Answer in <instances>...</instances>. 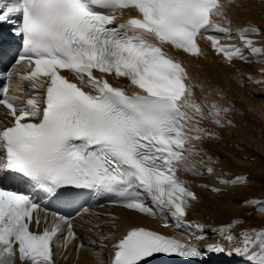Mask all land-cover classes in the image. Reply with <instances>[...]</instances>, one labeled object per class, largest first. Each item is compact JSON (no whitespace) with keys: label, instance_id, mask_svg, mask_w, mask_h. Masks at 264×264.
I'll return each instance as SVG.
<instances>
[{"label":"snow or ice","instance_id":"6c2138e0","mask_svg":"<svg viewBox=\"0 0 264 264\" xmlns=\"http://www.w3.org/2000/svg\"><path fill=\"white\" fill-rule=\"evenodd\" d=\"M225 8L224 0H0V24L10 23L13 34L22 39L16 64L29 69L23 75H0L8 81L0 86V106L12 118L11 126L0 129V171L18 173L48 194L67 187L88 189L128 210L170 216L177 228H192L185 217L196 196L177 171L205 174L197 168L204 161L194 158L203 154L200 142L215 133L200 123L211 120L223 127L221 113L228 109L213 104L205 113L192 100L185 69L163 46L199 56L203 53L197 37L202 36L225 61L248 56L264 60V48L248 38L259 34L257 27L235 30L239 45L220 43L234 32ZM122 9L137 15L117 24L115 13ZM109 75L127 79L137 91L129 94L113 86L105 78ZM13 79L27 82L35 94L24 100L9 95ZM212 172L206 169V174ZM218 182L246 181L238 176ZM245 203L261 205L258 200ZM38 211L44 213L46 226L33 232V221L37 228L41 225V217H33ZM256 211L264 214V206ZM48 215L31 196L0 190V264H15L17 256L21 264H54V247L68 248L79 239L71 217L52 212L48 220ZM238 222L218 229L229 245H236L226 254L264 264V230L242 231L237 241L229 230ZM98 238L102 250L108 236ZM84 246L81 242L77 250ZM206 251L225 250L209 244ZM157 254L199 258L203 250L131 227L112 246L110 264H149Z\"/></svg>","mask_w":264,"mask_h":264},{"label":"bare ground","instance_id":"6f19581e","mask_svg":"<svg viewBox=\"0 0 264 264\" xmlns=\"http://www.w3.org/2000/svg\"><path fill=\"white\" fill-rule=\"evenodd\" d=\"M224 2L226 4V8H225L226 16L230 20V24L232 25L231 28L234 30V32H233V38L223 39V40H228V42L230 43L236 41L239 45L240 41L238 40V38L235 37V30H237V26L240 27L239 29L243 27H252V26L257 27L258 20L256 19H257V13H258V2H261V0H233L232 3H228V0H224ZM130 13H131L130 9H122L118 11L117 13H115V15L117 16V21L119 23L125 22L129 18ZM213 19L215 22L222 24L220 20L216 18H213ZM252 37H254V35ZM197 40L201 48V51L203 53L202 55L192 56L178 49H170V52L174 56H176L184 66V69L187 73L188 82L192 86V92H193L192 100L195 103L201 105L203 108V111L207 113L211 105L215 104L218 107L222 108L223 105H226V101H228V99L231 98V96L235 95L236 98L239 96H237L236 91L230 90L229 88H227V83H228L227 79L223 75H220L221 73H224L226 75L228 74L226 73L225 70L229 67L228 65L233 60L231 62L225 61L222 55L217 54L212 48L209 47L210 41L204 39L202 36H198ZM107 78L109 79V81L113 82L115 85L119 84L123 86L128 92L132 93L134 91H137V89L133 88L125 78L116 79L113 76H107ZM257 79H258V75H257ZM261 86L264 87V85H261ZM25 91L28 93L30 89H27ZM16 94L18 93L16 92ZM228 103L229 102H227V104ZM240 108H241L239 109L240 115L233 114L235 111L234 108L231 111V113L222 112L221 114H222L223 120L226 123L229 121L231 123V120H233L234 124H238L240 122L245 121L247 118L248 119L255 118V120L257 119V122H258L259 117L257 118L256 116H252L254 114L251 115V113H247L246 111H243L242 107ZM242 116H244V118H242ZM3 117H4V114L0 111V118L2 119ZM241 118H242V121H240ZM2 123L3 122H1V124ZM231 124L232 126L234 125L233 123ZM213 125L214 123L211 120H204V121H201L200 123L201 127H204L207 130L215 133V136L213 138L203 140L199 144V147L202 150L203 154L201 157H196L194 159L196 160L202 159L204 161V164L202 166L200 165L197 166L198 172L206 173V169L208 167H211L213 169V172H215L217 169H219L220 171L221 169L222 170L221 172L225 173V175L227 176V178L229 177V179H234L239 176V177H244L246 182L248 180L250 181L251 179H252V182L254 180H257V181L259 180V182L262 185H264V182H263L264 181V163H263L264 162V146L262 145L263 142H261L262 144L260 142L258 143V136H259L258 131L254 133L253 137L245 133L244 135L245 138L243 139L241 135H239V131H238V129L241 126L239 128L237 127L236 130L234 129L230 131V129H226V127L224 129V127H221L218 125H216V127L214 126L215 128H213ZM227 128H230V127H227ZM232 136L235 138L234 140L229 139ZM243 140H246L248 145L246 143H243L245 142ZM234 145H237L238 148ZM239 148H241V150L243 149L242 153L239 152ZM254 148L256 150H254ZM257 150L260 152V154L262 153L261 155H263V157L260 156L261 157L260 159L263 162H258L257 164L258 171L255 170L254 165H251V164L248 165L247 161L243 159L244 155H242V154L255 155V158L257 159ZM214 154H217V155L214 156ZM221 156H223L224 159H222L223 157ZM245 158L247 159V157ZM252 162L254 161L252 160ZM234 165L236 167H234ZM223 170L225 172H223ZM230 171L232 172L230 173ZM219 173L217 172V175H219ZM177 175L181 179L185 180L187 184L190 183V185L192 186V183L188 181V179L185 177V173H181L178 170ZM234 193L235 192L224 194L223 199L229 198V196L234 195ZM196 198H198V194ZM243 198H247V199L250 198L249 200H252L251 196L247 197L244 195ZM247 199H243V200L246 201ZM195 200H191L190 202L191 205L189 204V207L187 209V214L185 217V222L188 224H192L193 227L188 228V227L182 226L180 228L187 232L188 231L194 232L196 237L197 236L200 237L199 239H201L202 243L204 244L209 245V242H211V244H220L222 247H224V250H225L224 253H219L217 255V258L219 260L221 259L227 260V262L234 260L236 264H248L246 259L240 256H237V255L229 256L226 254L229 251L230 247L236 246L235 244L229 245L227 241H225L218 232V229L221 226L227 225L226 221L224 220L220 221V219H217L214 217V222H217V223L213 225L214 223L213 224L212 222L209 223L201 217L192 216L193 210H196L194 209V206L195 208L197 207L194 204L196 202ZM217 203L223 208L225 207H229L230 209L232 208V206H229V203L224 202L221 198H218ZM93 210L97 211V215L94 216V215H89V214H81L79 217L75 218L74 230L77 236L79 237V239L72 242V244L68 248H65L63 246L54 247V264H84L88 262L102 264L103 262L107 261L108 256L110 255L109 246H113V240L115 239L116 235L124 231L128 227H139L142 225L153 226L160 230H165L169 233L178 232L177 237L186 243H189L191 240L190 237L186 236L187 234H183L167 226L157 225L156 221L157 219H159L158 217L149 218L142 213L128 210L122 206H100V207L94 208ZM238 214L239 213H236L235 211H232V210L228 212L225 211L224 213H222L223 217L226 215V217H229L231 220H233L234 217ZM40 215L44 218V214H40ZM196 215H199V214H196ZM263 215L264 214H261L260 212L257 211L254 217L255 220H250L251 221L250 224H252V221H254L253 223H255L256 226H253L247 230L249 231L251 230L258 231V229L260 231L264 230V229H260L261 225L257 227L258 223L260 222L256 221L257 219L258 221L259 219H264ZM112 217H115L114 222L111 220ZM50 219L51 218L48 216V220ZM163 219H166V217ZM191 219L194 221H197V223H194ZM235 220L238 221L239 219H235ZM173 222H175L176 224L175 220H173ZM78 223L79 225H77ZM96 224H101L102 226L92 227V225H96ZM195 225H200L201 228L196 229L194 227ZM204 225L206 226V228H204ZM242 231H245V230L240 229V233ZM229 232L231 233L230 230ZM101 234H104L106 236L109 235L108 239L104 240L103 242L105 247L102 250L99 248L101 241L98 238ZM233 236H238V235L237 233L233 232ZM239 238L240 236L237 238V241L239 240ZM90 241L94 243H90ZM81 242L85 246L77 250V245L80 244ZM15 264H21V263L15 262ZM206 264H209V262H206Z\"/></svg>","mask_w":264,"mask_h":264},{"label":"rangeland","instance_id":"374dc122","mask_svg":"<svg viewBox=\"0 0 264 264\" xmlns=\"http://www.w3.org/2000/svg\"><path fill=\"white\" fill-rule=\"evenodd\" d=\"M256 20H258V24H259V25L257 24V28L259 29V34H252L251 36L249 35L248 38L253 40L256 46H260L264 48V0H261V2H258V13H257ZM253 35L254 37H252ZM255 61H260V62H255ZM228 66L229 67L225 70L226 73L228 74L226 75L224 73H221L220 75H223L227 79L228 81L227 88H229L230 90L236 91V94L239 97L236 98L235 95H234L235 97L231 96V98H229L228 101H226V104L227 102L229 103L227 105L222 106V108L228 109L226 113H231V111L234 108L235 111L233 114L240 115L239 109H241L240 107H242L243 111H246L247 113H251V115L254 114L252 116H256L257 118L258 117L259 118H258V122H257V119L255 120V118H253L254 120L252 118L250 119L247 118L245 121L240 122L241 124L237 122L239 125L234 124L233 120H231V123L234 124L233 126L231 123H226L223 127L224 129L226 127V129H230L231 131L234 129L236 130L237 127L239 128L241 126L242 128L240 127L238 131H239V135H241L243 139L245 138L244 136L245 133L253 137L254 133L258 131V135H259L258 143L263 142V144L262 143L261 144L264 146V135H263L264 134V87L261 86V85H264V74H263L264 73V60H261L259 56L257 57L248 56L246 60L235 59ZM257 75H258V79H257ZM260 116L261 118L262 117L263 118L261 119ZM242 118H244V116H242ZM242 118L240 119V121H242ZM214 126L216 127V124L213 125V128H215ZM227 127H230V128H227ZM240 129L243 131H241ZM229 139L234 140L235 138L232 136ZM243 141H245L243 143H246L248 145L246 140H243ZM234 146L238 148L237 145H234ZM254 150L256 149L254 148ZM239 152L242 153L243 149L241 150V148H239ZM261 154L257 150V159L255 158V155H249V154H242V155H244L243 159L247 161V164L254 165L255 170L258 171V167H257L258 162H263L260 159L261 157H263V155ZM216 155L217 154H214V156ZM245 157H247V159ZM222 159H224V157ZM252 160L254 162H252ZM234 167L236 166L234 165ZM221 171H222L221 169L220 171L219 169H217L215 171L216 173L213 172L212 175H208L206 173L203 175L193 174L191 172L184 171V170H181L180 172L185 173L186 178L188 179V181L192 183L193 188L196 190L197 192L196 195L198 194V198H196L195 200L196 202L194 203L197 207L195 208L194 206V209L196 210H193L192 216L201 217L209 223L211 222L212 224L214 223L213 225L217 223V222H214V217L217 219H220V221L222 220L226 221L227 224H229V222L231 223L235 219H239L238 220L239 222L236 223L235 226H233L230 229L231 231L230 234L233 235V232L237 233L238 236H235V237L238 238L240 236V229L247 230L253 226H256L255 223H253L254 221H252V224H250L251 223L250 220H255L254 217H255V213L257 212L256 208L259 206H264V185H262L259 182V180L258 181L254 180L252 182V179L250 181L248 180L246 183L235 184V185L219 183L218 180H230L229 177L227 178L225 173H222ZM217 172L218 173L220 172L219 175H217ZM223 172L225 171L223 170ZM231 172L232 171H230V173ZM194 183L195 185H193ZM197 184H200L201 187H199ZM209 186H211L212 189L213 188L219 189V191H212L211 189L208 188ZM233 192H235L234 195L229 196V198L223 199L224 194L233 193ZM244 195L247 197L251 196L252 200L261 201V205L246 204L245 202L248 201L250 198L248 199L243 198ZM218 198H221L224 202L229 203V206H232V208L230 209L229 207H225V208L221 207L217 203ZM242 198L247 199V200L245 201ZM231 210L239 214L236 215L233 220H231L229 217H226V215L223 217L222 213H224L225 211L228 212ZM196 214H199L200 216ZM192 221L194 223H197V221H194V220ZM256 221L260 222L258 223L257 227L261 225L260 229H264V219H259V221L257 219ZM204 228H206L205 225H204ZM258 231L260 230L258 229Z\"/></svg>","mask_w":264,"mask_h":264}]
</instances>
